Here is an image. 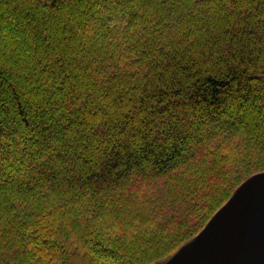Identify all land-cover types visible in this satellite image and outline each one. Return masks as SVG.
I'll return each instance as SVG.
<instances>
[{
  "label": "trees",
  "instance_id": "1",
  "mask_svg": "<svg viewBox=\"0 0 264 264\" xmlns=\"http://www.w3.org/2000/svg\"><path fill=\"white\" fill-rule=\"evenodd\" d=\"M264 170V0H0V264H155Z\"/></svg>",
  "mask_w": 264,
  "mask_h": 264
},
{
  "label": "water",
  "instance_id": "2",
  "mask_svg": "<svg viewBox=\"0 0 264 264\" xmlns=\"http://www.w3.org/2000/svg\"><path fill=\"white\" fill-rule=\"evenodd\" d=\"M155 264H264V170L237 185L192 238Z\"/></svg>",
  "mask_w": 264,
  "mask_h": 264
}]
</instances>
